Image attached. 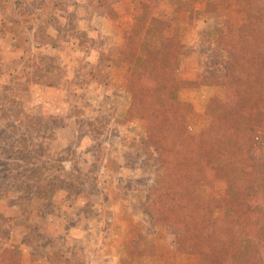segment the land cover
I'll use <instances>...</instances> for the list:
<instances>
[{
  "label": "rangeland",
  "instance_id": "374dc122",
  "mask_svg": "<svg viewBox=\"0 0 264 264\" xmlns=\"http://www.w3.org/2000/svg\"><path fill=\"white\" fill-rule=\"evenodd\" d=\"M21 1L23 14L38 13L35 7L40 0ZM116 1L75 0L67 14L69 21L58 24L61 37L55 41L69 45L72 62L70 83L58 87L62 100L51 107L34 102L29 85L44 71L52 73L56 62L50 58L55 56L32 49L26 29L22 45L28 53L6 55L8 45L2 44L0 28V261L5 264L200 262L199 255L185 253L177 242L181 227L153 225L138 206L137 198L143 199L151 188L165 189V182L152 171L151 150L142 142L146 122L126 116L131 95L125 87L127 65L120 49L124 50V32L140 25L147 14L179 30L184 48L174 76L185 83L173 84L169 90L184 104L181 119L186 132L177 147L194 148L199 134L212 124L218 100L232 111L240 110L237 83L200 82L209 55V32L219 33L226 19L232 29L240 23L236 0H132L125 6ZM88 2L92 14L107 4L106 11L121 18L103 30L96 20L89 25L93 28L88 36L82 30L85 23L77 21ZM208 2L211 13L204 12ZM6 10L0 3V19ZM99 58L105 64L94 66L103 67L105 77L92 75L94 66L87 73ZM258 117L262 127L255 154L264 163V104ZM64 126L70 130L68 144L60 148L56 130ZM231 175V168L213 169L217 203L213 216L227 211L224 204L234 193ZM207 191L208 187L198 185V194ZM263 199L264 190L258 200Z\"/></svg>",
  "mask_w": 264,
  "mask_h": 264
},
{
  "label": "trees",
  "instance_id": "16d2710c",
  "mask_svg": "<svg viewBox=\"0 0 264 264\" xmlns=\"http://www.w3.org/2000/svg\"><path fill=\"white\" fill-rule=\"evenodd\" d=\"M210 5L206 3L205 13L213 12ZM235 6L239 25L232 29L226 19L219 33L209 32L200 82L237 83L240 110L218 100L212 124L199 134L194 148L177 147L186 132L184 104L169 90L185 83L174 76L184 48L179 30L147 14L140 25L124 32L122 61L131 95L126 116L146 122L142 142L151 150L152 171L165 182V189L151 188L137 198L138 206L153 225L181 227L176 240L185 253L200 256L196 264H264V199L258 200L264 190V163L255 154L262 127L258 112L264 104V0H236ZM102 68L96 65L90 73L105 77ZM215 166L231 168L234 184L221 216L212 214L217 204ZM200 183L208 187L203 195L197 193Z\"/></svg>",
  "mask_w": 264,
  "mask_h": 264
},
{
  "label": "crops",
  "instance_id": "0c3cea01",
  "mask_svg": "<svg viewBox=\"0 0 264 264\" xmlns=\"http://www.w3.org/2000/svg\"><path fill=\"white\" fill-rule=\"evenodd\" d=\"M130 1L132 0H120L122 6H125L124 2L127 4ZM0 3L7 9L5 13L2 12L0 19L2 44L7 43L8 45L7 49H5L6 55H22L23 52L26 51L22 45V41H24L22 36L24 29H26V38H30V47L32 49H43L42 51L51 53V56H55L54 59L50 58L52 62L53 60L56 62V65L52 66V73L44 71V74L39 76L38 80L32 81L29 85L33 101L42 105H50L55 101L62 100L58 87L61 90V87L63 86L62 84L65 86L70 83L69 64L72 62V58L68 51H71V48L69 45H59L55 39L57 40L61 37L59 35L58 24H61L62 21L66 22L68 20L67 14L72 8L74 9L75 0H40V3L35 7V10L38 12L37 14L36 12L32 14H23L20 9V5L22 4L21 0H0ZM91 5V2H88V5L83 6V13L77 17L78 23H85L82 30H84L88 36L91 35V29L93 28L89 27V25L95 23L96 20L102 23L101 29L103 30L104 27L107 29V26H109L111 22L119 21V19L116 18H121L108 13L106 11L107 4H102V7H104L103 11H94L95 13L92 14L90 12ZM132 5L130 6V9H132ZM120 16L123 17L124 14L121 13ZM17 26L20 29L15 30V27ZM39 26L41 28H39ZM22 27L23 32H19ZM40 31L42 32L40 33ZM39 34L40 37H38ZM38 38L42 40V43H37ZM101 48L99 54L101 53ZM104 52L108 53L109 50H105ZM25 53L28 52L26 51ZM120 53H123V50L120 49ZM87 54L92 55L93 51H88ZM98 63L105 64V60L101 61L99 58L95 63H91L87 73H89L90 69ZM94 81L97 80L94 79ZM51 94H55L56 97L53 98ZM69 132L70 130L67 126L60 127L56 130V141L61 145L60 148H64L68 144L67 136L69 135Z\"/></svg>",
  "mask_w": 264,
  "mask_h": 264
}]
</instances>
